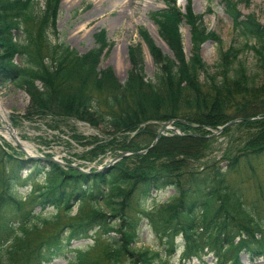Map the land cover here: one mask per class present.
Instances as JSON below:
<instances>
[{
  "label": "trees",
  "instance_id": "1",
  "mask_svg": "<svg viewBox=\"0 0 264 264\" xmlns=\"http://www.w3.org/2000/svg\"><path fill=\"white\" fill-rule=\"evenodd\" d=\"M60 1L0 0V84L24 92L29 100L26 120L68 119L96 129L99 136H92L87 145L93 144L98 153L93 156L90 149L79 159L93 161L108 151L112 157L145 152L125 156L101 173L26 159L1 147L0 160L10 170L4 165L0 170V211H9L0 218V258L9 257L10 264H16L14 258L46 264L64 252L72 255L68 264H165L157 252L135 248L144 221L167 246L166 252L182 248L181 263L202 261L212 253L216 264H239V252L248 261H264V205L247 195L257 161L264 156V80L257 85L238 60L243 51H252L264 76V26L236 11L237 2L247 0H221L233 32L244 43L225 52L219 49L212 67L198 58V46L207 40L220 44L219 39L206 32L202 17L193 15L189 4L180 14L176 0H161L164 8L150 17L170 56L140 31L153 76L145 78L140 46L128 47L130 67L123 83L109 67L99 68L105 48L102 33L96 35L97 46L83 54L50 41L56 35ZM182 20L192 37L189 59L180 48ZM247 119L252 120L220 132L224 136L231 128L253 130L223 167L209 164L198 172L187 171L188 163L204 158L211 147L209 130ZM167 121H173L182 136L160 137L149 148L157 128ZM26 167L21 179L18 172ZM20 180L29 186L24 195L14 186ZM167 189L174 193L160 203L156 196ZM21 199L27 200V210ZM72 205H78L79 212L82 206L89 209L73 219L68 216ZM49 208L51 212L43 213ZM60 212L68 220L62 232L27 250L24 244L31 231L54 224ZM83 239L90 244L69 248L73 240ZM96 246L102 250V262L89 261L88 253Z\"/></svg>",
  "mask_w": 264,
  "mask_h": 264
},
{
  "label": "rangeland",
  "instance_id": "2",
  "mask_svg": "<svg viewBox=\"0 0 264 264\" xmlns=\"http://www.w3.org/2000/svg\"><path fill=\"white\" fill-rule=\"evenodd\" d=\"M237 1L231 0L233 3ZM188 4L193 15L202 17L201 24L206 32L217 37L220 41V44H217L207 40L198 46L197 55L204 64L209 67L215 65V62L218 60L219 49L225 52L229 47L240 48L243 46L244 41L239 34L233 32L231 19L226 13L227 7L221 0H176L174 7L179 10L180 14H184ZM163 8L164 5L161 0H61L57 7L58 13L55 19L56 35H52L49 39L51 42L58 41L64 43L73 51L75 50L77 53L83 54L85 51L97 46L95 41L96 35L102 33L105 48L98 62L99 68L105 69L109 67L118 83H123L128 75L130 67L128 47L140 46L144 75L146 79L151 80L154 72L153 62L148 55V50H146L142 39L139 38V32H145L148 38L151 39L154 48L166 56H170L169 49L161 38L158 37L157 27H155L150 17L151 13ZM236 11L242 17L252 15L257 23L264 26V0L237 2ZM179 37L182 54L185 59H189L193 50L191 44L192 37H190L189 26L185 24L184 20L180 24ZM252 43L248 42V44ZM238 56V60L242 67L245 68L247 76L254 79L257 85H260L264 80V76L256 55L252 51L247 50ZM198 80L202 81L201 77ZM28 101L23 91L8 84H0V107L4 111L13 132H16L15 136L20 142V146L23 144L29 148L30 151L27 152L29 156H36L37 154L43 156L47 153L57 161L63 162L62 160H66L74 167L83 171L101 168L106 162L112 160V153L109 151L104 155H98L93 161H88L86 158L79 159V157L84 156L94 146L91 144L89 148L87 143L92 141V136H99L97 130L89 125L87 126L83 122L68 119L51 120L48 118H34L32 121L26 120L23 115L28 110ZM2 126L3 122L0 121V128ZM171 127L175 128L174 124ZM177 131L174 135L171 132H165L160 137L168 135L174 137L182 136L180 130L177 129ZM209 131L212 132L209 136L211 137L209 143L211 147L205 153L206 156L204 158L195 162H189L187 171L198 172L202 167H208L209 164H218L219 167H223L222 162L230 159L234 155V152L239 150L251 133H253L252 129L249 130L242 127L240 129L231 128L224 136L220 135V132L214 135L215 131ZM156 142L154 143L153 141L154 144ZM22 146L21 148L23 149ZM1 147L7 154L21 153L10 139H4L0 135V150ZM92 150L93 153L91 155L96 156L97 150L95 148ZM257 162L259 165L255 170L256 175L248 184L247 195L251 200H257L263 206L264 156ZM3 165L5 170H7V167L10 170L9 164L4 159L0 160V170H2ZM27 168L29 169V167H26V169L18 172L21 179L26 176ZM14 186L17 193L21 195L29 191V186L25 185L22 180L18 181ZM173 193L171 189H167L157 194L156 200L162 203ZM26 202L27 200L21 199L23 210H27L28 208ZM86 209L89 208L82 206L79 212L78 205H72L68 216L73 219L82 216L87 212ZM35 211L38 212V210ZM51 211L52 209L49 208L43 213ZM6 214L9 215V211L7 208H4L3 212L0 211V218H5L4 215ZM59 216V219L54 224L40 226L39 229L31 231L24 244L27 250L29 248L35 249L41 242L52 237L55 233L62 232L61 230L64 229L62 226L68 220L66 219L67 216L62 212H60ZM140 223L135 248L149 249L157 252L158 255H162L165 264H216L215 259H212V253L203 255L202 261L192 258L189 261L181 263L182 248L177 247L173 253L166 252L167 246L154 237L144 221ZM96 240L102 243L101 236H98ZM174 243L180 244L179 240H175ZM83 244H90V241L88 239L73 240L69 248L72 250ZM101 252L102 250L97 246L90 250L88 253L89 261L93 262L97 260L98 262H102V258H100ZM71 257L72 255L63 252L58 258L46 264H68L69 260H72ZM10 261L9 257L0 258V262L4 264H10ZM12 262L24 264L20 260H16V258L12 259ZM238 262L239 264H264V261L260 258L248 261L244 252H239Z\"/></svg>",
  "mask_w": 264,
  "mask_h": 264
},
{
  "label": "water",
  "instance_id": "3",
  "mask_svg": "<svg viewBox=\"0 0 264 264\" xmlns=\"http://www.w3.org/2000/svg\"><path fill=\"white\" fill-rule=\"evenodd\" d=\"M254 119H257V118H254ZM252 119H247V120H232L230 121L228 124L222 126V127H219L216 129V131L214 132L215 134L214 135H217L219 134V132H221L222 130L228 128L230 125H233L235 123H240L241 121H251ZM173 121H167V122H164V124H162L161 128L157 131L156 133V137L154 139V143L158 140V138L160 137V135L164 134L165 132H171L173 135L176 134L177 131V128H173L171 127ZM3 129V128H2ZM2 129L0 128V131H2ZM8 130L13 134V130L11 127L8 128ZM10 136V140L11 142L16 146L18 147L19 151L24 155V158H28V159H32V160H40V161H43V162H52V163H55V164H59L60 166H63V167H71V168H74L76 169L78 172H84L82 171L81 169H78L76 167H74L73 165L69 164V165H66L64 164L63 162L61 161H57L55 158L53 157H44L42 155H36V156H29V154L26 152V151H23V149L21 148L20 146V142L18 141L17 137L15 136V134H13ZM154 143L152 145H154ZM152 145L149 146V148H152ZM145 152V151H144ZM144 152H137V153H133L134 155H143ZM132 153H122V154H119L115 157H112V160L106 162L105 165H103L101 168H95V171L96 172H104L105 169L109 168L112 166L113 163L123 159V157L125 156H130V155H133Z\"/></svg>",
  "mask_w": 264,
  "mask_h": 264
},
{
  "label": "bare ground",
  "instance_id": "4",
  "mask_svg": "<svg viewBox=\"0 0 264 264\" xmlns=\"http://www.w3.org/2000/svg\"><path fill=\"white\" fill-rule=\"evenodd\" d=\"M179 3V2H178ZM0 121L1 122H3V126H2V131H0V135H1V137H3L4 139L6 138V139H10V136H11V132L8 130V128L10 127V123H9V121H7V118H6V115H5V113H4V111L2 110V108L0 107ZM16 133V132H15ZM14 132H13V134H15ZM3 134V135H2ZM12 134V135H13ZM23 144H21V146H22ZM29 146V145H28ZM23 147V149H24V151L26 150V152H29L30 150H29V148H27V146H25V145H23L22 146ZM32 150V149H31Z\"/></svg>",
  "mask_w": 264,
  "mask_h": 264
}]
</instances>
